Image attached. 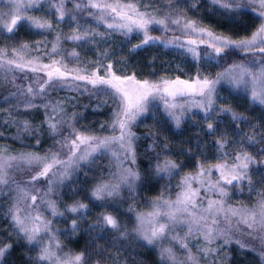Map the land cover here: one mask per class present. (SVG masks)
<instances>
[{
  "label": "snow or ice",
  "instance_id": "snow-or-ice-1",
  "mask_svg": "<svg viewBox=\"0 0 264 264\" xmlns=\"http://www.w3.org/2000/svg\"><path fill=\"white\" fill-rule=\"evenodd\" d=\"M0 42V264H264V0H0ZM147 47L192 69L145 76ZM156 101L176 131L145 125L141 153Z\"/></svg>",
  "mask_w": 264,
  "mask_h": 264
},
{
  "label": "rangeland",
  "instance_id": "rangeland-1",
  "mask_svg": "<svg viewBox=\"0 0 264 264\" xmlns=\"http://www.w3.org/2000/svg\"><path fill=\"white\" fill-rule=\"evenodd\" d=\"M65 30L67 31V25H64ZM26 31V30H25ZM31 38V37H28ZM32 39H39V37H33ZM138 37L133 36L131 39V43L135 44L138 43ZM125 40L124 37H118L116 40H114L113 47H115L117 58H119L120 53L123 52L125 55H127L128 48L131 47V44L125 43L123 47H118L120 45V41ZM89 48L92 46L89 45ZM70 50V48H69ZM78 51L81 52L82 58L85 56L88 58H92L94 56L93 51H87L86 48H80ZM180 50H170V49H164L163 47H147L145 50L140 51L138 55L135 57H132V63L136 65L138 71H142L145 76H148L149 73H152L155 71L158 75L157 77H150V78H158V76H171L175 77L176 75H180L181 78H185L187 74H189V70L192 69V65L189 63H185L186 57L179 54ZM155 57V61L153 63L152 67L142 68V65L148 64L152 61V58ZM177 65H180L183 71H176ZM131 66V65H130ZM194 72V69L192 70ZM213 73L217 71L216 68L210 69ZM226 94L224 92L221 93ZM60 99H63L66 96H73L77 95L75 92H69L67 90L60 91L59 92ZM103 97L97 98L93 97L92 103L93 107L103 100ZM156 106L153 107L152 111L155 113V120L153 118V115L149 113L146 118H142V123H139V128H142L144 130H148V128L145 127V125H152L154 122H159L158 126L162 129V131L167 132L169 128H173V126L169 123H167V116L164 113L163 104L159 101H156ZM234 103H240L242 104V101H234ZM246 107V106H244ZM241 110H244V108H241ZM110 112H111V105H106L103 108L99 110L93 111L94 113V119L90 124H87L85 126H90L95 129L97 133H99L101 130L99 129V124L105 123L110 119ZM258 115V113H257ZM185 131L183 136H171V133H169L172 140L179 142L181 139L187 140L189 136H192L194 134V129L190 126L189 123H186L184 125ZM173 131H176L173 128ZM0 142H3V139L0 138ZM138 143V142H137ZM140 149L138 148V151ZM108 162L107 157L101 158V164L106 165ZM129 203L131 201H128ZM141 207L143 205L141 204ZM93 215L96 214V210H93ZM63 222V223H62ZM57 224H61L64 226H68L63 220H57ZM233 255L235 256L236 253L233 251ZM248 264H254V262L251 259V254H249L248 258Z\"/></svg>",
  "mask_w": 264,
  "mask_h": 264
},
{
  "label": "trees",
  "instance_id": "trees-1",
  "mask_svg": "<svg viewBox=\"0 0 264 264\" xmlns=\"http://www.w3.org/2000/svg\"><path fill=\"white\" fill-rule=\"evenodd\" d=\"M19 35H21L22 37H26V38L29 37L27 31H25V30H21V32L19 33ZM152 35H160V33L159 32H153ZM31 38H33V37H31ZM0 43H2V42H0ZM66 47L67 48H71L70 45H66ZM0 91H2V89H0ZM53 96H54V98H59L60 99L59 92L54 93ZM93 97L94 96H92L91 93H86L83 96H78V105H77V109L76 110L78 112H82L83 115H84V117H85V119H83V120L80 121V125L79 126H85L87 124H90L92 122V120L94 119V113H93L94 107H93V103H92ZM85 105H87V108H84ZM133 130L138 135H140V137H141L140 140L138 141V144H139V149H140L139 152L142 153L143 150H144V148L147 147V144L151 142L150 138L145 139L144 138V135H143V134L147 133L148 130H144V129L139 128V127H134ZM6 131L14 132L15 129H6ZM8 143L13 144V146L16 147V148H19V144L18 143H14V142H12L10 140L8 141ZM51 143H52V141L49 140L47 138V136H45V140H44V143H43V147L46 148ZM139 162H140L141 166L144 163L143 160H141ZM161 183H163V181ZM175 183H176V181L174 180L173 181V184H175ZM151 191H152V193H155L156 191H158V188L153 187L151 189ZM55 227H58L61 231L65 230L67 228V226H64V224L63 225H61V224L58 225L57 222L55 223Z\"/></svg>",
  "mask_w": 264,
  "mask_h": 264
}]
</instances>
